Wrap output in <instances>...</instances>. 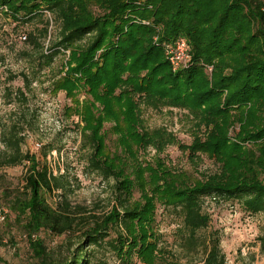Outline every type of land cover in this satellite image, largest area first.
Returning <instances> with one entry per match:
<instances>
[{
  "label": "trees",
  "instance_id": "1",
  "mask_svg": "<svg viewBox=\"0 0 264 264\" xmlns=\"http://www.w3.org/2000/svg\"><path fill=\"white\" fill-rule=\"evenodd\" d=\"M0 18L10 21L15 30L39 22L37 33L29 31L25 39L37 51H44L51 24L57 25V37L46 48L47 54L41 55L45 64L74 46L80 50L76 66L64 73L61 86L71 85V94L72 77L85 80L98 101V107L90 104L81 113L82 140L91 151L87 164L116 180L122 207L85 223L90 217L78 221L66 198L50 203L49 195L60 190L65 197L70 186L67 175L55 174L45 161L58 147L53 142L45 145L43 160L23 150V133L31 120L6 125L0 135V168L29 163L22 192L10 200L9 207L23 224L37 264H104L90 249L104 244L126 262L137 255L145 264H157L163 250L153 230L156 200L182 213L183 247L191 253L204 249L198 264H228L220 235L204 232L211 223L204 199H237L246 212L264 214V0H0ZM180 38L188 42L190 59L187 66L174 70L167 46ZM211 65L210 83L204 71ZM23 79L29 84L25 73ZM142 105L181 106L199 116L206 139L196 135L181 148L195 158L201 153L213 157L219 171L188 184L164 165L140 168L136 177L144 199L132 203L135 182L117 167L119 157L110 159L106 154L105 123H114L121 144L133 153L134 145L162 150L176 141L164 128L145 129ZM233 110L239 111L237 118ZM237 121L241 123L237 138L257 143L256 152L230 141L229 128ZM114 229L118 235L110 238ZM42 232L51 236L80 232L82 240L72 260L53 259ZM259 240L264 253V228Z\"/></svg>",
  "mask_w": 264,
  "mask_h": 264
},
{
  "label": "rangeland",
  "instance_id": "2",
  "mask_svg": "<svg viewBox=\"0 0 264 264\" xmlns=\"http://www.w3.org/2000/svg\"><path fill=\"white\" fill-rule=\"evenodd\" d=\"M38 27H41V24L34 22L15 30L10 21L0 18V135L5 126L13 121L25 118L31 120V125H26L23 133V150L44 160L43 147L53 142L58 148L49 152L45 161L55 174L64 173L70 181L65 197L59 190L49 195V202L56 205L66 198L78 221L84 217H90L85 223L102 219L115 207L119 210H122V207L117 198L116 180L103 177L99 172L91 170L87 164L91 151L84 146L82 140L81 131L85 122L81 113L84 114L90 104L98 107V101L89 91L85 80L79 81L75 76L72 77L75 84L71 94H68V87L71 85L61 86L64 73L76 66L80 55L76 46L57 54L49 65L41 58V55L46 53V48L57 37L56 24H51L52 35L44 41V51L34 50L27 40L21 38L28 35L29 31L37 33ZM78 44L84 45L85 42ZM73 53H76L75 57ZM23 73L28 75L29 84L24 81ZM213 73V65L205 68L204 77L210 83ZM226 95L227 92L224 93L223 100ZM141 110L145 129L151 131L164 128L176 141L167 143L162 150H158L154 145L147 149H136L137 146L134 145L133 153L121 144V135L113 131L114 123H105L103 132L106 137V154L110 159L119 157L120 159L116 160L117 167L124 169L135 182L132 203L144 199V191L136 177L140 168L164 165L188 184H196L219 171V164L213 157L201 153L195 158L189 150L181 148V144L190 145L196 135L206 139V126H200L199 116L187 108L172 105L155 108L142 105ZM232 113L233 118L240 115L237 110ZM234 125L230 126L228 131L230 141L239 142L244 149L256 152L257 143L239 141L237 138L241 123L237 121ZM37 142L41 145L39 148L36 147ZM27 165L28 162L26 165L0 168V264H37L23 224L15 219L9 207L10 200L22 192ZM144 175L150 180V172L147 171ZM147 189L151 194L149 185ZM204 200V212L211 216L210 226L204 232L220 235L221 247L228 264H264V253L261 251L259 240L264 228V214L246 212L237 199H215L207 196ZM156 203L153 230L163 250L162 259L158 258L157 264L200 263L205 256L203 247L192 253L183 247L182 213L172 206H166L160 200H156ZM2 216L5 218L2 219ZM118 232L117 229L112 230L110 238H116ZM79 233L51 236L42 232L40 237L46 239L53 259L66 257L71 261V254L77 250L82 240L79 239ZM90 249H95L98 260L102 259L104 264H145L137 255L129 262L124 261L109 244Z\"/></svg>",
  "mask_w": 264,
  "mask_h": 264
},
{
  "label": "built area",
  "instance_id": "3",
  "mask_svg": "<svg viewBox=\"0 0 264 264\" xmlns=\"http://www.w3.org/2000/svg\"><path fill=\"white\" fill-rule=\"evenodd\" d=\"M21 38L25 40L26 36ZM167 57L174 70L187 66L190 59L189 45L187 40L185 38H180L174 45L167 46ZM40 146V143L37 142L36 147L39 148ZM4 218L5 216H2V219Z\"/></svg>",
  "mask_w": 264,
  "mask_h": 264
}]
</instances>
